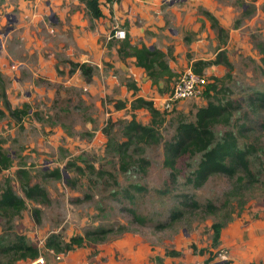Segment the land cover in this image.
Returning <instances> with one entry per match:
<instances>
[{
	"label": "rangeland",
	"instance_id": "rangeland-1",
	"mask_svg": "<svg viewBox=\"0 0 264 264\" xmlns=\"http://www.w3.org/2000/svg\"><path fill=\"white\" fill-rule=\"evenodd\" d=\"M101 7L104 15L92 19L81 0H0V138L14 161L0 174V192L9 180L24 196L20 167L47 190L43 202L27 200L19 215L0 217V238L13 242L16 235H26L43 256L32 259L28 251L23 257L10 249L0 252V264H205L210 253H201L204 249L226 260L239 248L240 229L248 230L242 239L249 241L264 227V107L252 104L264 92L258 48L264 42V0H121ZM205 10L217 17L227 36H219ZM53 13L57 22L50 19ZM116 26L126 30L132 44L167 52L177 76L152 81L134 57L122 58V40L107 39ZM221 50L234 64L232 73L227 75L224 65H212L203 74L208 84L213 77L222 78L218 96L234 101L230 128L250 126L241 141L257 146L251 169L259 182L247 181L236 194V178L215 174L195 188L187 178L199 156L183 158L177 178L165 166L164 141L173 137L180 121H194L198 108L207 105V86L199 97L164 113L162 142L131 151L134 167L124 170L108 148L105 129L122 142L133 114L143 124L151 121L147 109L132 112L136 95L128 84L160 104L195 61L213 60ZM71 62L93 66L92 81L80 70L72 72ZM6 100L13 109L28 105L29 113L13 118ZM119 101L128 103L121 112L115 107ZM139 158L149 162L145 170L137 166ZM56 168L61 178L49 175ZM188 198L201 208L184 206ZM208 203L217 206L216 213L207 210ZM175 212L182 217L173 220ZM134 213L146 223L136 221ZM217 221L225 222V232L221 245L213 248L212 224ZM97 227L113 231L105 241L86 242L60 256L44 247L51 233L69 242Z\"/></svg>",
	"mask_w": 264,
	"mask_h": 264
},
{
	"label": "trees",
	"instance_id": "trees-1",
	"mask_svg": "<svg viewBox=\"0 0 264 264\" xmlns=\"http://www.w3.org/2000/svg\"><path fill=\"white\" fill-rule=\"evenodd\" d=\"M121 0H81L92 19H99L103 14L101 7L103 2L115 4ZM204 14L210 19L212 27L217 30L219 36H227L226 28L219 22L217 17L210 11L205 10ZM258 48L262 55L261 62L264 69V42L258 43ZM118 54L125 58L131 56L135 58L137 67L144 69L147 76L152 81L166 79L168 81L177 76L169 63L168 54L164 50L142 44L136 46L132 44L130 35L128 34L122 40L121 46L118 48ZM212 65H224L228 69L227 75H230L234 69V64L229 59L225 50H221L213 60H197L192 64V69L203 74L205 69ZM80 70L87 82H91L94 75V68L88 63L71 62V71ZM214 81L207 85L204 92L208 98V103L205 106L199 107L196 112L194 121L182 120L179 122L176 132L169 140L164 141V164L171 170V175L177 178L179 171V162L186 157L199 156L200 161L197 168L188 176L187 182L195 188L202 187L213 175L222 174L229 178H236L234 192L239 194L243 191L246 182H259V177L251 169V159L257 156V146L253 143L242 142L241 137H245L251 130L246 123L239 124L237 130L232 127L235 107L234 101L223 99L218 95L223 91L222 78L213 77ZM134 89L135 99L131 103L132 112L137 109H147L151 115L149 124H143L137 119L136 114L127 122L123 128L124 141L119 142L112 136L110 129L106 128L105 133L108 137V148L112 149L121 160V166L124 170H129L134 167L131 159V151L140 150L142 145L160 144L163 136L160 132V127L165 121V112L160 111L154 104L153 100H148L137 93L139 88L136 84H128ZM216 95V97H215ZM253 106L259 108L264 107V92H259L252 101ZM127 101H119L116 104V109L121 110L126 108ZM6 107L15 119H21L29 113L30 107L25 105L21 109L12 108L8 100ZM176 106L174 108L177 109ZM3 113L0 112V115ZM225 128L226 130L219 129ZM264 127V124H263ZM219 131V132H218ZM4 140L0 138V174L13 166V158L4 147ZM73 165V164H71ZM149 162L145 158H139L137 166L145 170ZM80 171L82 168L78 167ZM94 170V168H92ZM99 173V172H98ZM58 178L62 177L60 168H56L51 174ZM17 176L21 181L22 191L24 196L19 195L11 182L7 180L6 185L0 192V217H8L19 215L27 207V200L33 202H43L47 198V190L40 184L33 183L30 172L25 167H20L17 170ZM242 186V187H241ZM138 188L140 186H137ZM184 206L193 210L201 208V204L193 199L188 198ZM207 210L216 213L217 206L208 203ZM35 216L38 217L40 212L38 208H34ZM136 221L146 223L145 218L134 213ZM182 217V212H175L172 219L176 220ZM225 227V222L217 221L212 224L213 237L212 247L218 248L221 245L222 232ZM113 230L105 227H97L86 232L85 236H73L69 242L64 241L60 233L54 232L47 236L45 240V249L53 251L55 254L67 253L75 247H81L86 242L100 243L105 241ZM15 249L22 252L23 257L28 251L32 259H38L43 256L41 249L37 245L32 244L26 235H16L13 242H7L4 237L0 238V252L5 250ZM209 252L210 256L205 261V264H234L231 259L218 260L217 255L208 250H203L201 253ZM40 256V257H39Z\"/></svg>",
	"mask_w": 264,
	"mask_h": 264
},
{
	"label": "built area",
	"instance_id": "built-area-1",
	"mask_svg": "<svg viewBox=\"0 0 264 264\" xmlns=\"http://www.w3.org/2000/svg\"><path fill=\"white\" fill-rule=\"evenodd\" d=\"M126 36V30L116 26L109 32L107 39L110 41L114 39L124 40ZM207 85L208 79L204 74H199L192 68H188L176 79L171 91L160 98V104L156 102L154 104L162 112H171L180 102L199 97Z\"/></svg>",
	"mask_w": 264,
	"mask_h": 264
},
{
	"label": "crops",
	"instance_id": "crops-1",
	"mask_svg": "<svg viewBox=\"0 0 264 264\" xmlns=\"http://www.w3.org/2000/svg\"><path fill=\"white\" fill-rule=\"evenodd\" d=\"M122 110L123 109L118 110V112H121ZM261 229H264V227ZM261 229L258 231L255 230V232L252 231L255 234L251 236L252 240L249 241L242 239L244 232L248 230L240 229L241 234L239 233L236 235V245H238L239 248L235 251L234 255H229L227 258L233 260L234 264H264V230ZM224 232L225 229H223L222 238L224 236ZM257 234H261L262 236H258Z\"/></svg>",
	"mask_w": 264,
	"mask_h": 264
},
{
	"label": "water",
	"instance_id": "water-1",
	"mask_svg": "<svg viewBox=\"0 0 264 264\" xmlns=\"http://www.w3.org/2000/svg\"><path fill=\"white\" fill-rule=\"evenodd\" d=\"M50 19H51V21H53V22H57V19H56L54 13L51 15ZM15 20H16V19H14V21H15ZM151 48H153V47H151ZM217 264H221V263L219 262V263H217Z\"/></svg>",
	"mask_w": 264,
	"mask_h": 264
}]
</instances>
